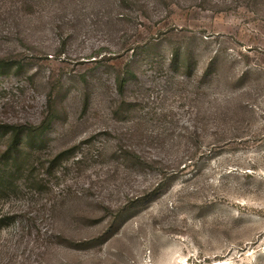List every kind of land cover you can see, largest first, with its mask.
<instances>
[{
  "label": "rangeland",
  "instance_id": "374dc122",
  "mask_svg": "<svg viewBox=\"0 0 264 264\" xmlns=\"http://www.w3.org/2000/svg\"><path fill=\"white\" fill-rule=\"evenodd\" d=\"M0 164V264H264V0H0Z\"/></svg>",
  "mask_w": 264,
  "mask_h": 264
},
{
  "label": "trees",
  "instance_id": "16d2710c",
  "mask_svg": "<svg viewBox=\"0 0 264 264\" xmlns=\"http://www.w3.org/2000/svg\"><path fill=\"white\" fill-rule=\"evenodd\" d=\"M8 128H13V129H17L15 128L14 126H7ZM17 131V130H16ZM20 130H18L15 134H14V137H15V143L8 149V152H6V159H8V161H14L16 166H19V162H22L23 161V152H20V151H17L19 150V146L21 144V139H22V136H24L23 134L24 133H19ZM21 132V131H20ZM14 146V147H13ZM1 165V164H0ZM14 171H15V168L13 169L12 167H10L9 165H6L4 166V169L2 170V174L3 176L0 175V187L2 188L3 186V178L4 177H13L14 176ZM7 188V187H6ZM5 188V189H6Z\"/></svg>",
  "mask_w": 264,
  "mask_h": 264
}]
</instances>
